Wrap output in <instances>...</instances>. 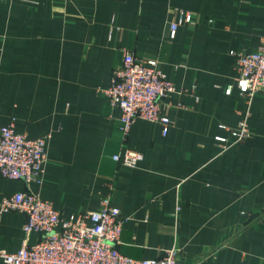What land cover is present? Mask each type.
Segmentation results:
<instances>
[{
	"label": "crops",
	"instance_id": "0c3cea01",
	"mask_svg": "<svg viewBox=\"0 0 264 264\" xmlns=\"http://www.w3.org/2000/svg\"><path fill=\"white\" fill-rule=\"evenodd\" d=\"M181 11L193 24L172 37ZM263 45L264 0H0V124L47 139L43 185L0 176V201L31 191L74 214L110 193L125 220L124 255L176 250L178 264H264V95L240 93L230 54ZM124 49L158 60L176 86L162 103L166 135L138 119L126 136L121 111L99 91ZM241 120L250 137L224 148L216 137L232 134L221 126ZM125 150L144 159L114 161ZM25 220L0 214V251L39 241Z\"/></svg>",
	"mask_w": 264,
	"mask_h": 264
},
{
	"label": "built area",
	"instance_id": "2783aa9c",
	"mask_svg": "<svg viewBox=\"0 0 264 264\" xmlns=\"http://www.w3.org/2000/svg\"><path fill=\"white\" fill-rule=\"evenodd\" d=\"M181 24H193V17L179 12L171 23L174 37ZM117 33H122L116 28ZM238 71L237 88L251 102L257 93L264 95V45L253 52L231 51ZM195 86H193V89ZM99 91L121 111L122 131L127 136L136 120L156 122L162 125V134L169 130L170 119L162 109V103L176 86L171 82L156 59L142 60L128 49L123 50V60L112 75L107 88ZM233 86L226 90L231 94ZM221 128L232 134V139L217 136L224 148L250 137L246 120L236 128ZM47 139L30 138L14 129V125L0 124V176L21 180L25 184L43 185L46 164ZM114 161L136 167L143 159L141 152L125 150L115 154ZM114 184L109 185L112 192ZM111 194L103 199L97 210L63 214L49 200L31 191L5 196L0 201V214L19 211L26 216L23 226L26 235L38 233L39 241L25 242L16 252L0 251L1 264H178L177 251L169 250L159 258L135 259L118 249L124 219L121 210L114 205Z\"/></svg>",
	"mask_w": 264,
	"mask_h": 264
},
{
	"label": "rangeland",
	"instance_id": "374dc122",
	"mask_svg": "<svg viewBox=\"0 0 264 264\" xmlns=\"http://www.w3.org/2000/svg\"><path fill=\"white\" fill-rule=\"evenodd\" d=\"M161 66V65H160Z\"/></svg>",
	"mask_w": 264,
	"mask_h": 264
}]
</instances>
